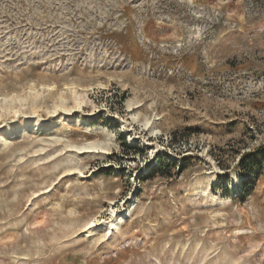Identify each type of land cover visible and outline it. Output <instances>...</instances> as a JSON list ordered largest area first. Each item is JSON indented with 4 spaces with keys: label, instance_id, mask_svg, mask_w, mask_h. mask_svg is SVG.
<instances>
[{
    "label": "rangeland",
    "instance_id": "obj_1",
    "mask_svg": "<svg viewBox=\"0 0 264 264\" xmlns=\"http://www.w3.org/2000/svg\"><path fill=\"white\" fill-rule=\"evenodd\" d=\"M0 264H264V0H0Z\"/></svg>",
    "mask_w": 264,
    "mask_h": 264
},
{
    "label": "bare ground",
    "instance_id": "obj_2",
    "mask_svg": "<svg viewBox=\"0 0 264 264\" xmlns=\"http://www.w3.org/2000/svg\"><path fill=\"white\" fill-rule=\"evenodd\" d=\"M40 121H43V119H38V120H35L34 122H27L26 121V123H24L23 125H21V126H16L17 128H18V131H17V133H15L14 134V136H16V137H18V136H21V135H24L25 133H27V132H29V131H34V130H36L37 128H38V126H39V123H40ZM81 123V122H80ZM54 129V127H50V128H48V129H46V131H52ZM13 129L11 128V131H12ZM38 130V129H37ZM10 132V131H9ZM13 132V131H12ZM9 139L11 138L10 136L8 137ZM10 141V140H9ZM128 217V214L127 213H122V217L119 219V218H114V220L113 221H111V222H102V223H100V227H99V229L100 228H106L107 230H109V232H110V230H117V229H119L120 227H121V225H122V223H123V220L125 219V218H127ZM94 220H96V219H94ZM93 226H95V221H90V222H88V225L86 226V228L87 229H90L91 227L93 228ZM93 230V229H92ZM90 231V230H89ZM95 232V231H94ZM96 232H98V231H96ZM100 232V231H99ZM116 232V231H115ZM87 233V232H86ZM88 234V233H87Z\"/></svg>",
    "mask_w": 264,
    "mask_h": 264
}]
</instances>
